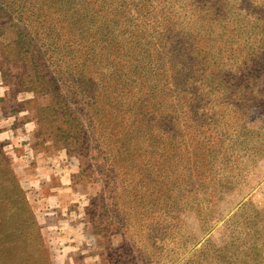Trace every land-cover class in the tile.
I'll use <instances>...</instances> for the list:
<instances>
[{
	"label": "rangeland",
	"instance_id": "1",
	"mask_svg": "<svg viewBox=\"0 0 264 264\" xmlns=\"http://www.w3.org/2000/svg\"><path fill=\"white\" fill-rule=\"evenodd\" d=\"M31 54L105 117L97 148L38 124ZM0 63V149L38 226L1 208L0 251L29 242L0 264H264V0H0Z\"/></svg>",
	"mask_w": 264,
	"mask_h": 264
},
{
	"label": "trees",
	"instance_id": "2",
	"mask_svg": "<svg viewBox=\"0 0 264 264\" xmlns=\"http://www.w3.org/2000/svg\"><path fill=\"white\" fill-rule=\"evenodd\" d=\"M32 59V70L33 73L30 81L22 82V89L23 91L31 92L36 95H48L51 98V104L47 107H36V111L38 113V124L41 126L43 125V114H46L45 120H49L48 123L57 122L58 120L64 121V124L67 126L65 129L62 127H59L57 130L59 132H62V136L64 141L71 140L72 143L77 145H88V140L91 142H99V135L94 136V134H90L86 136L87 134V125L89 123V126L92 127V129H97L103 126L104 119L101 118V120L97 121V119H91L88 121V123H83V110L78 107L75 101L74 107L70 105V102H72L71 97H62L61 95V86L58 83L59 79L57 77H51V74L46 71V66L41 65L39 63V58L35 54H31ZM1 64V63H0ZM2 76H5V73L3 72V69H1ZM58 80V81H57ZM71 99V100H69ZM32 101H28L27 103H31ZM76 104V105H75ZM73 108V109H72ZM78 112V115H73V113ZM50 113V114H49ZM99 115H102L99 113ZM91 124V125H90ZM53 128V127H52ZM98 137V138H97ZM98 141V142H97ZM101 141V140H100ZM90 144V143H89ZM104 146V152L106 150L108 151V145L106 143H100V147ZM95 148L99 146L98 144H95ZM15 196V199L13 198ZM7 206H14L17 210L23 209L27 211L29 214V218L32 221V226L37 227V223L34 220V217L32 216V212L30 211L25 198L22 196V192L20 189L19 182L14 175V172L11 168V164L9 160L7 159L4 152L0 149V209L5 208ZM28 219V218H27ZM19 222L25 223L21 220ZM1 224V223H0ZM2 224L0 225V227ZM19 226V225H18ZM17 227V226H16ZM18 228H14L11 232L12 237V248L7 249V251H0V255L3 254V256L7 254H12L13 256L20 257V253L22 250L23 245H26V241H28L29 237L26 236V238L21 237V235L17 232ZM38 233V230H37ZM5 253V254H4ZM7 253V254H6Z\"/></svg>",
	"mask_w": 264,
	"mask_h": 264
}]
</instances>
